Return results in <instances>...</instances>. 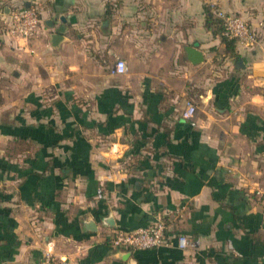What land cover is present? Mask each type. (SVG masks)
<instances>
[{"label": "crops", "instance_id": "crops-1", "mask_svg": "<svg viewBox=\"0 0 264 264\" xmlns=\"http://www.w3.org/2000/svg\"><path fill=\"white\" fill-rule=\"evenodd\" d=\"M15 6L40 10L29 43ZM209 10L264 20V0H0V264H264V36L228 48ZM159 218L168 245L111 246Z\"/></svg>", "mask_w": 264, "mask_h": 264}, {"label": "built area", "instance_id": "built-area-1", "mask_svg": "<svg viewBox=\"0 0 264 264\" xmlns=\"http://www.w3.org/2000/svg\"><path fill=\"white\" fill-rule=\"evenodd\" d=\"M216 17L221 21V36L229 41L241 43L247 47H252L264 36V20L258 26H253L243 17L228 14L223 10H218ZM42 27L41 13L37 6L26 8L15 6L10 13L9 33L16 39L29 43L38 37ZM128 67L123 60H118L113 73L117 75L126 74ZM197 113V107L193 102H188L182 112L184 120H191ZM264 196V193H262ZM168 225L163 218H159L155 223L146 228H141L132 232L117 230L110 235L109 241L113 248L120 251L150 250L169 243ZM177 245L180 250L187 251L196 247V243L187 235H177ZM51 253L47 254V261H50Z\"/></svg>", "mask_w": 264, "mask_h": 264}, {"label": "water", "instance_id": "water-1", "mask_svg": "<svg viewBox=\"0 0 264 264\" xmlns=\"http://www.w3.org/2000/svg\"><path fill=\"white\" fill-rule=\"evenodd\" d=\"M62 39V36L59 34L53 35L52 37V43L54 46H56V43L60 42ZM186 53L189 57V60L191 61L192 64L198 65L202 62H204V56L203 53L200 52L197 48L195 47H188L186 48ZM108 224H113L112 220L110 219L109 222L107 221ZM91 229H95V225L92 224Z\"/></svg>", "mask_w": 264, "mask_h": 264}, {"label": "trees", "instance_id": "trees-1", "mask_svg": "<svg viewBox=\"0 0 264 264\" xmlns=\"http://www.w3.org/2000/svg\"><path fill=\"white\" fill-rule=\"evenodd\" d=\"M213 25H217L220 27V32L222 33V27H221V21L220 20H216L214 17H213V14L211 13V11L209 10L208 11V27L210 29H212V26ZM223 41L227 44L228 48L232 47L231 45L234 44L235 41H229L227 40L226 38L222 37Z\"/></svg>", "mask_w": 264, "mask_h": 264}]
</instances>
